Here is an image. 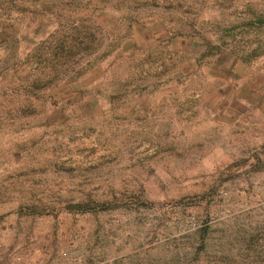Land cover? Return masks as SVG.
I'll return each instance as SVG.
<instances>
[{
    "label": "rangeland",
    "instance_id": "374dc122",
    "mask_svg": "<svg viewBox=\"0 0 264 264\" xmlns=\"http://www.w3.org/2000/svg\"><path fill=\"white\" fill-rule=\"evenodd\" d=\"M248 4L0 0V264H231L264 228Z\"/></svg>",
    "mask_w": 264,
    "mask_h": 264
},
{
    "label": "trees",
    "instance_id": "16d2710c",
    "mask_svg": "<svg viewBox=\"0 0 264 264\" xmlns=\"http://www.w3.org/2000/svg\"><path fill=\"white\" fill-rule=\"evenodd\" d=\"M247 20L242 23L245 27L250 28L255 33L252 37H249L247 41L246 47L239 51V58L242 61H250L251 59H255L259 55L264 54V38L258 37L256 34L258 31H264V11L257 10L255 5L248 4L247 6ZM40 25L43 24L40 19ZM256 35V36H255ZM75 41V40H74ZM201 45L208 44L207 39L201 37L200 39ZM69 41L67 43L68 47L66 52H74L75 50H80L82 48L83 41H78L77 43ZM58 45H49L47 50H49V57L56 56V53L59 49H57ZM74 46H78L74 51ZM237 54V53H236ZM53 58V57H52ZM258 234L264 235V228L259 229ZM258 234H253L251 238H249V242L245 243L243 246L237 249L239 252L236 256L230 255L232 257L230 259L231 264H264V241L260 242V238Z\"/></svg>",
    "mask_w": 264,
    "mask_h": 264
}]
</instances>
